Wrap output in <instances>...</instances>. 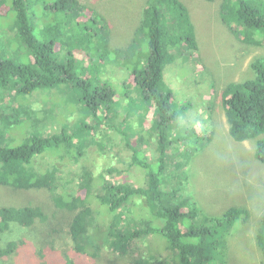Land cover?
Listing matches in <instances>:
<instances>
[{"label": "trees", "instance_id": "16d2710c", "mask_svg": "<svg viewBox=\"0 0 264 264\" xmlns=\"http://www.w3.org/2000/svg\"><path fill=\"white\" fill-rule=\"evenodd\" d=\"M34 8L31 0H0V16H8L10 23L6 36L0 37V184L31 194L46 191L57 207L76 210L70 234L74 253L80 258L100 257L103 248H88L94 243L89 226L96 197L112 215L106 244L120 255L128 256L140 241L156 235L165 240L172 254L155 259L154 264L225 260L228 234L248 220L250 210L235 205L214 215L197 202L188 169L212 135L197 127L182 134L183 109L175 108L174 92L165 80V67L179 52L193 55L199 49L187 4L183 0H146L135 36L123 46H113L110 21L81 0H45L46 14L51 17L43 28V38L36 34ZM221 16L237 37L264 44V0H223ZM9 48L24 51L13 56ZM16 56L22 59H14ZM251 66L256 76L228 83L222 104L230 136L236 141L255 140V157L264 163V56ZM117 69L126 73L124 89L103 78ZM61 84L79 89L88 116L73 132L69 127L60 132L41 128L44 117L25 98ZM137 94L146 102V110L151 107L153 111L147 128L153 133L149 140L142 134V122L136 129L134 123L139 125V119L131 120L144 116L143 110L133 109L132 98ZM24 126L32 129L20 136ZM105 131L124 138L132 151V165L144 173V184L136 185L124 175L120 179L119 169L109 167L102 180L86 169L78 188L69 190L70 180L63 177L61 164L38 168L37 158L47 152L59 153L63 161H79L92 141L104 150L108 135L102 140L98 134ZM149 143L156 147L154 154L144 152ZM47 218L40 205H1L0 264H6L13 254L18 255L19 264H74L70 254L52 257L51 251L27 239L2 241L15 226L28 227ZM257 242L264 255V215ZM133 264L152 262L138 256Z\"/></svg>", "mask_w": 264, "mask_h": 264}, {"label": "rangeland", "instance_id": "374dc122", "mask_svg": "<svg viewBox=\"0 0 264 264\" xmlns=\"http://www.w3.org/2000/svg\"><path fill=\"white\" fill-rule=\"evenodd\" d=\"M36 16V34L43 38V28L49 24L51 15L46 14L45 0H31ZM189 7L196 26L199 49L193 55L188 51L179 52L177 58L165 67V80L174 92L175 108L183 109L181 115L182 134L192 127L211 132L209 143L195 153L189 166L190 188L199 205L205 212L220 215L231 206L243 205L250 210L247 221L237 224L228 234V252L225 260L217 264H264V255L257 242L261 218L264 215V163L255 157V140L236 141L229 134L226 111L222 104L223 89L231 81H243L256 76L251 64L264 56V44H255L237 37L224 23L221 16L223 0H183ZM84 4L97 9L112 26L113 46L127 45L135 36L143 17L146 0H81ZM7 17L0 16V37H5L9 28ZM11 46V45H10ZM15 48V47H14ZM9 48L13 56L24 50ZM18 51V52H17ZM16 60L22 56L14 57ZM92 71V70H91ZM123 70L106 72L103 78H110L112 84L124 89L127 81ZM122 80V81H121ZM124 81V82H123ZM132 86L128 89L131 91ZM28 104L44 117L41 128L50 132H60L69 127L70 132L84 119V103L81 92L71 84H61L53 88L38 90L25 97ZM133 109L143 110L136 129L144 127L142 134L148 138L152 130H147L153 121L151 107L139 94L132 98ZM146 110V111H145ZM121 119V117L119 118ZM91 122V117L88 119ZM140 122H142L140 124ZM29 126L20 129L23 136ZM205 133V134H207ZM153 134V133H151ZM210 134V133H209ZM106 139V148L101 149L92 141L79 161H67L59 153L47 152L37 158L40 169L61 164L62 175L69 179V190H76L83 172L88 169L98 180L107 176V168L117 167V177H128L134 184H144V173L132 165V151L126 146L124 138L116 132L98 134ZM97 138V136H96ZM150 138H148L149 140ZM144 152L155 153V145L148 144ZM124 175V176H123ZM46 191L37 194L27 193L14 187L0 184L1 205L34 204L44 207L47 220L37 221L28 227L15 226L6 233L2 241L27 239L36 247L51 251V256L65 257L70 254L74 264H133L138 256L148 257L154 264L155 259L168 257L172 252L160 236L151 235L139 242L135 251L128 256L114 252L106 244L112 215L102 202L94 197V215L89 231L92 241L88 248L95 245L103 247L100 257H79L74 253L70 225L76 210L57 207ZM137 209L141 210L139 206ZM49 255V252H48ZM132 255V256H131ZM150 256V257H149ZM17 254L9 256L6 264H19Z\"/></svg>", "mask_w": 264, "mask_h": 264}]
</instances>
